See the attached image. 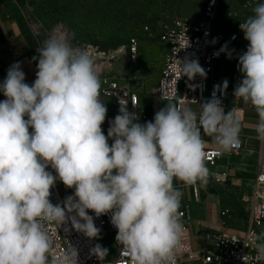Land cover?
I'll list each match as a JSON object with an SVG mask.
<instances>
[{"label":"clouds","instance_id":"clouds-1","mask_svg":"<svg viewBox=\"0 0 264 264\" xmlns=\"http://www.w3.org/2000/svg\"><path fill=\"white\" fill-rule=\"evenodd\" d=\"M252 12L239 24L248 44L238 56L242 78L232 94L255 110V132L264 142V3ZM36 51L31 84L19 62L0 82V264H77L74 247L52 253L49 226L70 222L98 238L90 211L96 217L111 213L122 246L118 264L125 257L124 264H177L185 228L182 192L173 181L207 183L203 135L220 151L238 148L239 111L225 112L215 93L200 103L199 113L173 97L140 123L120 101L105 135L101 73L90 53L58 29ZM182 71L190 80L206 76L195 60L183 61ZM227 87L224 80L221 92ZM57 181L74 190L62 204L50 199ZM262 239L264 234L253 242L258 260L264 259V242L255 241ZM108 251L96 244L91 254L102 260Z\"/></svg>","mask_w":264,"mask_h":264},{"label":"built area","instance_id":"built-area-1","mask_svg":"<svg viewBox=\"0 0 264 264\" xmlns=\"http://www.w3.org/2000/svg\"><path fill=\"white\" fill-rule=\"evenodd\" d=\"M235 1L239 8H235L233 4ZM261 1L207 0L199 22L189 23L176 20L171 28L166 29L160 36V41L166 47V56L153 91L152 100L155 99L164 104L170 98L176 97L177 99H173L172 102H187L194 111L199 113L200 103L212 98L213 93H215L216 97L221 100L225 112L229 111L232 108L228 103L229 95L233 93V89L242 78L238 70V56L246 51L247 44L239 24L250 16L251 10ZM146 31L149 29L147 28ZM138 44V41L133 38L124 48L127 55H124V49L110 57L103 53L101 55L103 62L99 64H103L104 67L99 68V64L96 63V65L101 73V97L111 102L118 110L120 101L127 103L128 110L137 114L139 122L144 123L152 120L155 112L159 110L157 103L152 104L148 112L142 111L138 93L124 79L125 71L114 72V70L122 67L124 62L137 63ZM222 48L225 51H221ZM86 50L96 62L98 54L92 49ZM229 53L231 56L228 55ZM34 56L38 57V52ZM186 59L198 61L206 76L196 75L191 80L185 76L182 71V62ZM34 63L37 64L38 60ZM221 66H223L222 74L219 76L217 72ZM101 69L111 71L103 73ZM224 80L228 81V87L221 92ZM3 99V95L0 94V100ZM248 108L252 109L250 105ZM148 113L151 114L150 118H148ZM109 126V122L102 125L105 135ZM205 136L207 135H203V137ZM239 138V147L229 151L205 148L206 166L214 167L222 155L240 154L248 141V137H244L240 133ZM255 140L258 142V159L256 178L250 188V195L245 201L248 207L246 231L242 234L228 230H223L220 233L205 232L202 235V247L194 249L189 223L193 218V206L200 204L201 188L198 181L191 185H185L182 182V188L188 193V197L180 207L181 219L185 228V247L177 256V264H180L183 258L192 264H245L243 257H245L247 264H264V259H257V251L253 246L255 238L260 236L259 231L264 226V142L260 141L257 136ZM49 170L51 171V168ZM210 177L218 185L227 184L230 178L229 173H210ZM67 191L68 196L74 192L73 189L69 188ZM51 193L52 203L62 204L65 200L61 199L56 185L51 189ZM228 214L229 210H225L221 216L224 217ZM89 215L93 216L96 227L100 229L99 236L111 238L113 253L107 248L109 250L108 255L102 260L92 255L91 249L99 244L97 238L90 239L75 231L70 222L61 227L54 223L49 226L54 243L52 253L59 256L61 253L70 252L74 247L78 252L77 264H118L122 246L115 239L117 229L110 222L111 213L96 217L90 211ZM255 242L260 243L261 240ZM126 259L125 257L124 260ZM124 260H120L119 264H124Z\"/></svg>","mask_w":264,"mask_h":264},{"label":"rangeland","instance_id":"rangeland-1","mask_svg":"<svg viewBox=\"0 0 264 264\" xmlns=\"http://www.w3.org/2000/svg\"><path fill=\"white\" fill-rule=\"evenodd\" d=\"M207 0H15L21 17L33 27L43 41L55 29L64 31L73 46L92 49L96 63L127 47L129 41H138V61L124 62L118 72L125 71L124 79L138 93L140 108L148 112L152 104L158 109L163 103L152 100L153 91L166 56V47L160 41L161 34L171 28L176 20L197 23ZM149 31H146V29ZM248 44V42H247ZM246 44V48H247ZM124 55H127L124 49ZM221 66L217 75L222 74ZM100 71V70H99ZM111 70L101 69L106 73ZM101 96V95H100ZM107 107L104 123L111 122L119 110L100 97ZM203 139L212 145L210 137ZM55 175V173H53ZM56 187L62 200L68 196L67 188L57 181ZM98 243L109 248L110 237L99 236Z\"/></svg>","mask_w":264,"mask_h":264},{"label":"crops","instance_id":"crops-1","mask_svg":"<svg viewBox=\"0 0 264 264\" xmlns=\"http://www.w3.org/2000/svg\"><path fill=\"white\" fill-rule=\"evenodd\" d=\"M260 3H264V0ZM233 4L235 8H239L236 1ZM19 12L15 0H0V82L5 79L9 67L19 62L25 73L26 82L31 84L36 78V63L32 58L37 53L36 49L41 47L42 40ZM252 14L251 10L250 15ZM109 103L114 107L111 102ZM228 103L239 111L240 133L248 137V141L240 154L222 155L214 167L206 166L209 169L206 184L198 181L201 188L200 204L193 206V218L189 223L194 249L202 247V235L205 232L220 233L228 230L242 234L247 229L248 207L245 201L256 178L258 142L255 140L257 136L255 124L258 116L253 108H248L247 104L235 99L232 94L229 95ZM205 148L218 149V146L213 142L212 145H205ZM210 173H229V182L218 185L212 180ZM173 183L174 187L182 192V205L188 193L182 188L181 181L174 180ZM225 210H229V214L222 217L221 213ZM259 234L260 236L264 234V226ZM261 242H264V239ZM180 264L192 263L183 258Z\"/></svg>","mask_w":264,"mask_h":264},{"label":"bare ground","instance_id":"bare-ground-1","mask_svg":"<svg viewBox=\"0 0 264 264\" xmlns=\"http://www.w3.org/2000/svg\"><path fill=\"white\" fill-rule=\"evenodd\" d=\"M104 67V65L103 64H99V68H103Z\"/></svg>","mask_w":264,"mask_h":264},{"label":"trees","instance_id":"trees-1","mask_svg":"<svg viewBox=\"0 0 264 264\" xmlns=\"http://www.w3.org/2000/svg\"><path fill=\"white\" fill-rule=\"evenodd\" d=\"M147 115H148V118H150V117H151V114H150V113H148Z\"/></svg>","mask_w":264,"mask_h":264}]
</instances>
